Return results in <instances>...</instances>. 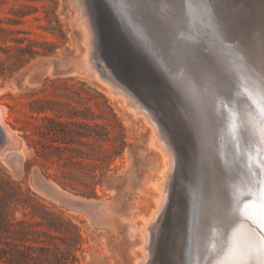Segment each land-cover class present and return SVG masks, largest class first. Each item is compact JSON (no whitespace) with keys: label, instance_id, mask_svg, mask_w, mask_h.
<instances>
[{"label":"rangeland","instance_id":"374dc122","mask_svg":"<svg viewBox=\"0 0 264 264\" xmlns=\"http://www.w3.org/2000/svg\"><path fill=\"white\" fill-rule=\"evenodd\" d=\"M149 53L118 23L111 0H0V87H5L0 88V143L11 138L26 147L23 156L8 155L10 168L1 160L0 169L30 196L27 204L12 203L8 214L37 231L29 238L37 236L38 241L29 239L28 244L59 247L67 264H132L139 255L133 222L144 217H150L153 223L151 264H186L187 226L198 178L197 156L174 95L151 66ZM80 61L92 67L96 76L66 72ZM56 78V84L50 85ZM38 98L58 99L78 112L90 107L86 113L92 112V119L78 115L72 120L89 123L99 137L79 138L81 143L72 146L83 153L71 160L66 158L68 153L61 159L36 155L27 138L37 136L34 126L42 122V114L30 111L29 106ZM105 99L115 117L103 105ZM133 108H146L147 114L135 113ZM148 116L156 122L149 121ZM94 123L101 126L95 127ZM101 127L109 131L107 137H103L105 130ZM164 127L174 128L169 131L179 144V153L174 147L169 149V168L174 169L179 154L181 166L177 183L172 180L167 195L157 203L152 181L159 176L161 160L149 138L150 130L155 128L154 139L160 140ZM69 192L83 198L69 196ZM46 220L59 229L40 224Z\"/></svg>","mask_w":264,"mask_h":264},{"label":"bare ground","instance_id":"6f19581e","mask_svg":"<svg viewBox=\"0 0 264 264\" xmlns=\"http://www.w3.org/2000/svg\"><path fill=\"white\" fill-rule=\"evenodd\" d=\"M111 3L121 26L133 25L135 21L147 29L146 49L151 53L150 64L172 91L178 113L193 139L198 178L192 198L191 220L187 226L186 264H234V260L240 257H251L244 264H260L257 249L259 236L264 230L259 228L255 219L256 209L249 208L253 219H248L233 212V208L242 207L245 203L253 204L256 199L253 193L258 190L259 179L264 177V168L261 167L264 164V0H111ZM83 33L86 34L85 29ZM85 61L73 63L66 72L96 76L95 70L88 68ZM103 84L107 86V83ZM133 109L135 113L144 114L145 111L147 114L146 108ZM153 120L148 122L151 124ZM154 129L150 130L149 140L160 157L161 165L152 187L159 203L160 198L167 195L171 181L175 180V184L178 181L181 158L179 154L174 169L169 168L167 155L171 147L179 153L178 138L175 139L174 133L170 132L174 128L164 127L161 133L157 130L162 140H155ZM25 150L24 144H16L7 138L0 143V161L10 168V162L6 161L8 155L23 156ZM165 177L166 181L162 182ZM173 188L175 190L174 184ZM141 219L133 222L138 234L136 246L139 255L132 264H151L153 223L150 217ZM185 220L181 222L183 225ZM143 258L144 263H140Z\"/></svg>","mask_w":264,"mask_h":264},{"label":"trees","instance_id":"16d2710c","mask_svg":"<svg viewBox=\"0 0 264 264\" xmlns=\"http://www.w3.org/2000/svg\"><path fill=\"white\" fill-rule=\"evenodd\" d=\"M59 78L51 80L50 85H55ZM57 88V87H56ZM103 105L107 107L112 113V108L107 104L106 99ZM30 111L36 114H42V122L35 125V138H27L28 145L33 147L36 155L49 159L56 156L61 159L63 155L71 160V158L83 153L72 144L81 143L79 138L97 136L93 132V127L85 121H74L72 118L81 115L84 118H93L92 112L86 108V112H78L74 110L69 103H64L58 99L53 98H38L30 103ZM68 107V108H67ZM52 111L53 114H48ZM66 117V118H64ZM95 127H99L98 123H94ZM105 132L102 133L103 137H107L109 131L106 127H101ZM107 139V138H106ZM71 177V176H70ZM57 182L63 186L68 185L65 182ZM30 201V196L27 191L22 189L19 182L14 181L8 174L1 172L0 169V264H67V258L63 257V253L59 247L54 246L50 249L48 246H36L28 244L27 241L32 239L37 242V236H32L37 231H32L29 227L30 224L24 220H12L11 214H8V208L12 203L27 204ZM49 228L58 230V226L50 220L42 222ZM74 257V255H73Z\"/></svg>","mask_w":264,"mask_h":264},{"label":"snow or ice","instance_id":"6c2138e0","mask_svg":"<svg viewBox=\"0 0 264 264\" xmlns=\"http://www.w3.org/2000/svg\"><path fill=\"white\" fill-rule=\"evenodd\" d=\"M262 116H264V109H262ZM262 139H264V130H262ZM264 168V164L261 165ZM256 197L253 204H243L242 207L233 208V212H238L241 216L246 217L248 219H253V217L249 214V208L255 207L256 215L255 219L258 220V226L260 229L264 230V177H261L258 181V190L253 193ZM259 248L257 249V255L260 259V264H264V231L261 232L259 236ZM251 257H240L234 260V264H244Z\"/></svg>","mask_w":264,"mask_h":264},{"label":"water","instance_id":"95a60500","mask_svg":"<svg viewBox=\"0 0 264 264\" xmlns=\"http://www.w3.org/2000/svg\"><path fill=\"white\" fill-rule=\"evenodd\" d=\"M129 36L137 41L142 43L146 48L147 46V35H148V31L147 29H143L141 26L138 25V23H136L135 21L133 22V25H128L125 27Z\"/></svg>","mask_w":264,"mask_h":264}]
</instances>
